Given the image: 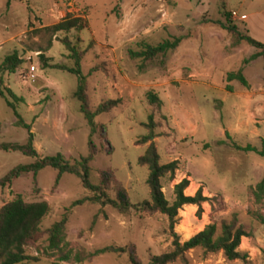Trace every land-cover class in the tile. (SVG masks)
I'll return each mask as SVG.
<instances>
[{"label": "rangeland", "instance_id": "rangeland-1", "mask_svg": "<svg viewBox=\"0 0 264 264\" xmlns=\"http://www.w3.org/2000/svg\"><path fill=\"white\" fill-rule=\"evenodd\" d=\"M233 12L247 19L234 20ZM68 17L83 19L87 29L57 35L49 30ZM225 24L264 44V0H0V65L14 54L24 61L15 74L0 76L15 106L11 109L0 94V145L28 142L29 131L18 126L17 112L32 126L40 157L62 154L74 163L89 156L91 128L75 98L78 78L69 72L76 63L63 44L80 38L92 111L109 100L122 102L96 118L92 184L109 178L111 199L121 197L133 205L152 200L149 170L139 159L149 146L141 142L153 115L161 165L179 162L175 180H162L166 199L175 201L174 187L184 179L191 183L187 196L202 189L212 199L203 205L201 217L197 206L184 207L176 234L186 242L209 224L220 230L237 215L249 234L240 252L251 264H264V203L257 204L252 196V188L264 179V156L238 149L251 146L264 152V58L245 65L260 51L247 43L235 47ZM178 38L180 46L166 56L143 61L131 55ZM242 69L249 88L227 81L229 73ZM149 93L162 105H150ZM35 161L20 152L1 151L0 179ZM57 177L54 169L46 168L36 178L24 175L0 189V210L18 197L50 205L41 225L45 235L26 249L39 259L34 264H131L129 255L120 254L76 261L77 254L107 247L135 249L139 263L149 264L153 257L173 251L167 216L135 209L124 214L92 203L73 208L91 193L75 175H63L56 185ZM65 216L69 262L48 249L47 231ZM186 258L187 264H244L201 249Z\"/></svg>", "mask_w": 264, "mask_h": 264}, {"label": "trees", "instance_id": "trees-1", "mask_svg": "<svg viewBox=\"0 0 264 264\" xmlns=\"http://www.w3.org/2000/svg\"><path fill=\"white\" fill-rule=\"evenodd\" d=\"M13 0H9L11 3ZM122 1V0H118ZM87 29V24L81 18L68 17L61 23L49 28V30L57 35L59 33H70L76 31L78 33ZM223 29L228 31L234 37V46L239 47L242 43H247L252 48L258 49L260 52L253 55L251 59L245 62L248 65L252 61L259 58H264V44L255 40L250 35L242 34L239 29L232 24L223 25ZM182 42L181 38L171 41H166L156 47L148 46L146 50L139 53H131L133 58L143 59V61H151L159 56H166L173 50H176ZM82 40L78 39L77 43H72L69 39H65L63 44L71 53L72 59L76 63V68L70 69L69 72L78 78V88L75 93V98L81 103V112L85 116L90 128V154L82 158L78 162H70L62 154L53 156L40 157L35 148V136L32 133V126L25 123V121L17 114L19 119L18 126L23 127L29 131V139L26 144L18 143H3L0 145V152H20L28 157L35 158L36 161L30 165H20L11 170L4 178L0 179V189L10 187L14 181L20 179L24 175H34L36 178L38 174L46 169L52 168L58 173L56 185H58L65 174L77 176L84 187V189L91 193L86 197L73 204V208L82 206L86 203L98 204L102 207L112 206L121 213H128L131 209L139 212L160 213L169 219L170 230L174 236L173 251L160 256H155L151 259L149 264H173L179 260L187 264L186 254L192 250L201 249L208 254L223 253L229 261H243L244 264H251L248 256L240 252L242 239L249 237L244 227L239 224L237 215H234L232 220L224 221L220 230L216 224H209L205 229L192 237L189 241L182 242L181 238L176 234V226L179 224L181 218L179 212L186 206H197L198 216L203 214V205L211 203L212 199L203 195V190L200 189L194 196H187L185 191L190 187V180L184 179L179 184L175 185L174 193L175 201L170 204L163 192L162 180L167 176L171 181L175 180L176 173L179 170V162L174 161L166 165H161V157L156 145L157 135L155 130L157 124L154 121V116L149 117V123L146 128L149 130L148 135L144 136L141 145L149 144L145 154L139 159V164L147 167L149 170V177L147 184L151 192V201H144L137 205L131 204L126 199L119 197L114 200L108 195L107 191L110 187V179L105 178L100 185H94L91 182V164L95 160V151L92 147V138L98 132L99 124L96 118L109 114L117 109L122 103L121 100H109L103 102L95 111H92L89 104L88 96V77L83 74L81 69V61L83 59L84 51L81 48ZM24 64V61L18 57L17 54L9 56L0 65V76L3 73L15 74L19 68ZM228 83L238 81L244 87L249 88L248 80L244 75V70L238 73H229L227 77ZM2 82L0 80V94L3 99L7 101L11 109H15L14 104L6 96L3 90ZM232 91L231 87H228ZM11 96L13 94L9 91ZM148 100L150 105L161 106V100L153 93H149ZM1 131V124H0ZM239 150L246 152H256L264 156V152H258L256 148L251 146L247 148L238 147ZM124 189L119 187V193H124ZM252 196L257 204L264 203V179L255 187L252 188ZM50 205L45 202L26 203L21 197L6 204L0 210V264H34L38 263L39 259L27 254V248L35 243H38L45 233L42 231L41 225L44 219L50 214ZM264 221V220H263ZM68 217L65 216L62 221L54 224L48 231L49 247L48 249L53 254H61V261L69 262L71 259V252L65 249L69 246L66 242V225ZM264 223V222H263ZM104 254H120L129 255L131 264H140L135 249L132 251L127 248L107 247L96 251L93 254L84 255L77 254L76 261L83 263L88 259H92Z\"/></svg>", "mask_w": 264, "mask_h": 264}, {"label": "built area", "instance_id": "built-area-1", "mask_svg": "<svg viewBox=\"0 0 264 264\" xmlns=\"http://www.w3.org/2000/svg\"><path fill=\"white\" fill-rule=\"evenodd\" d=\"M232 18H233L234 20L240 19V20L244 21V20L247 19V16H246V15L239 16V14H238L237 12H233V13H232Z\"/></svg>", "mask_w": 264, "mask_h": 264}]
</instances>
